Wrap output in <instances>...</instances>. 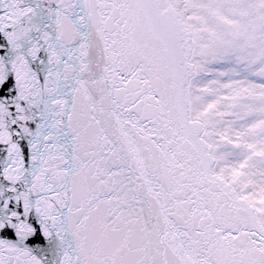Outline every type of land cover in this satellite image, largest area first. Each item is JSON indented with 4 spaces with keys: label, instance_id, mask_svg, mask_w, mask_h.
<instances>
[{
    "label": "snow or ice",
    "instance_id": "6c2138e0",
    "mask_svg": "<svg viewBox=\"0 0 264 264\" xmlns=\"http://www.w3.org/2000/svg\"><path fill=\"white\" fill-rule=\"evenodd\" d=\"M0 264H264V0H0Z\"/></svg>",
    "mask_w": 264,
    "mask_h": 264
}]
</instances>
